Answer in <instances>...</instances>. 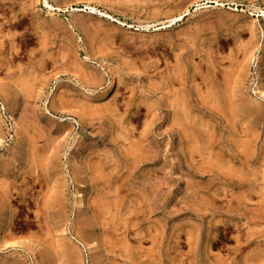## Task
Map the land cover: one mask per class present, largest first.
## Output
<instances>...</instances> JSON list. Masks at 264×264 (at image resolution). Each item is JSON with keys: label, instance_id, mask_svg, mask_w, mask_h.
Here are the masks:
<instances>
[{"label": "rangeland", "instance_id": "1", "mask_svg": "<svg viewBox=\"0 0 264 264\" xmlns=\"http://www.w3.org/2000/svg\"><path fill=\"white\" fill-rule=\"evenodd\" d=\"M259 71L264 0H0V264H264Z\"/></svg>", "mask_w": 264, "mask_h": 264}, {"label": "bare ground", "instance_id": "2", "mask_svg": "<svg viewBox=\"0 0 264 264\" xmlns=\"http://www.w3.org/2000/svg\"><path fill=\"white\" fill-rule=\"evenodd\" d=\"M91 11L92 12H95L96 10L94 8H92ZM98 13L102 17H106V18H109V19H111L113 21L120 22V21L114 19L112 16H110V15L104 13V12H98ZM263 74H264L263 71H259L258 72V79H259V82H260L259 87H260V94H261V96H264V75ZM16 127H17V130H18L17 131L18 132V139H19L20 143L25 144V135L23 134L22 131H20L18 129V125H16ZM0 197H1V193H0ZM85 201L86 200H85L84 193L82 191H78L77 192L76 209L79 210V211L80 210H83L85 208V204H86ZM9 212H10V210H9V206L7 204L6 213L3 215L2 223L3 222H6L8 220V218H9ZM2 223H1V225H2ZM1 229H2V226H0V232H1ZM95 244L99 245L98 242H96Z\"/></svg>", "mask_w": 264, "mask_h": 264}]
</instances>
